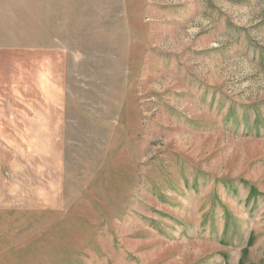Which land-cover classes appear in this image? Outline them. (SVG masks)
Returning a JSON list of instances; mask_svg holds the SVG:
<instances>
[{
  "label": "rangeland",
  "instance_id": "rangeland-1",
  "mask_svg": "<svg viewBox=\"0 0 264 264\" xmlns=\"http://www.w3.org/2000/svg\"><path fill=\"white\" fill-rule=\"evenodd\" d=\"M57 16L56 134L0 132V264H264V0Z\"/></svg>",
  "mask_w": 264,
  "mask_h": 264
},
{
  "label": "crops",
  "instance_id": "crops-1",
  "mask_svg": "<svg viewBox=\"0 0 264 264\" xmlns=\"http://www.w3.org/2000/svg\"><path fill=\"white\" fill-rule=\"evenodd\" d=\"M43 6L38 21L13 14L16 5L9 17L0 15L1 134H56L64 98L61 56L67 53L57 0Z\"/></svg>",
  "mask_w": 264,
  "mask_h": 264
}]
</instances>
